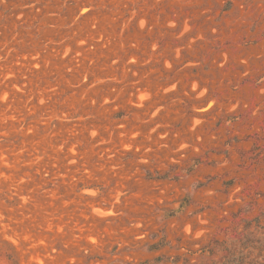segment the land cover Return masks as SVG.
Returning a JSON list of instances; mask_svg holds the SVG:
<instances>
[{"label": "rangeland", "instance_id": "obj_1", "mask_svg": "<svg viewBox=\"0 0 264 264\" xmlns=\"http://www.w3.org/2000/svg\"><path fill=\"white\" fill-rule=\"evenodd\" d=\"M0 264H264V0H0Z\"/></svg>", "mask_w": 264, "mask_h": 264}]
</instances>
